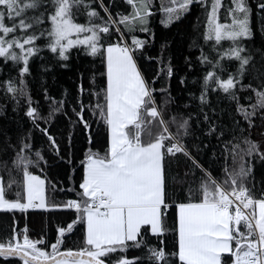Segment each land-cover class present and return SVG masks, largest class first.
<instances>
[{
    "label": "snow or ice",
    "instance_id": "obj_1",
    "mask_svg": "<svg viewBox=\"0 0 264 264\" xmlns=\"http://www.w3.org/2000/svg\"><path fill=\"white\" fill-rule=\"evenodd\" d=\"M111 2L109 0V4ZM124 3L131 12L118 11L113 15L104 0H0V58L12 61L18 68V83L12 78L4 81L3 86L17 106L18 97L25 98V116L32 125L26 135L20 137L19 150L12 160L17 172H22L23 195L17 192L16 199H8L5 189L0 187V209L25 211L46 207L45 182L29 170L30 166L47 163L41 149L33 151L32 131L37 129L46 136L59 155L55 138L49 128L42 125L51 124L59 113L68 114L64 111L65 102L49 96L47 90L45 100L50 103L47 114H42L38 102L33 106L26 91L25 76L29 74L30 58L43 48L67 60L70 49L84 45L88 55L102 57L106 86L92 92L97 103H89L87 107L78 96V109L72 107L76 119L69 117V120L88 130L87 111L94 117L98 115L108 131L104 153L89 148L81 161L83 174L79 188L82 192L77 193L80 198L52 205L74 209L75 219L67 227L57 228L54 242H46L43 236L30 238L26 227L20 231L13 229L7 240H0V258H18L22 264H141L144 259L149 264H264V191L257 197L246 186L251 167L245 166L243 156L238 170L230 171L225 166L222 180L204 167L184 140L191 134L193 113L164 118L162 106L158 107L155 98L158 90L142 75L136 59L146 41L135 33L149 32L153 0H124ZM170 3L171 6L164 8L165 18L161 21L165 26L188 12L193 4L205 9L207 22L203 39L206 43L212 42L211 52L216 55L212 57L201 50L197 59L210 67L203 74L199 97L193 93L189 96L199 100L195 115L203 114V120L208 123L206 134L217 135L219 139L225 132L224 126H220L218 132L217 124L209 123L210 117L204 112L209 92L217 90L228 100L235 101V112L251 128L258 110H264V82L256 87L243 83L252 59L244 54L242 44L253 35L247 0H229L226 7L222 0H170ZM258 7L264 10V3ZM222 8L223 22L220 19ZM81 14L86 16L84 23L77 20ZM261 31H264V23ZM222 41L229 42V46L218 47ZM225 60L237 62L233 71L223 63ZM159 62L162 67L154 79L161 74L171 78L172 66L164 64L163 60ZM180 83H185L184 77L180 78ZM238 89L251 90L255 102L241 104ZM83 91L81 87V94ZM159 91L164 94L162 105H167L172 100L168 89ZM260 119L264 123V111H260ZM170 125L176 130L172 131ZM237 129L244 131L238 120L234 121L233 132ZM244 143L246 155L256 154L264 159V151L257 142L245 138ZM193 147L199 151L198 145ZM177 154L185 158L189 167L185 176L191 173L193 180L189 182L187 195L174 199L166 191L164 166L166 158H177ZM196 170L200 173L198 179ZM169 209L175 212L171 229L167 220ZM77 224L83 226L84 246L61 251L65 234L71 233ZM169 231L174 240L172 251L166 250L164 242ZM151 237H155L157 243L153 244ZM49 246L51 250L46 251ZM141 248L144 249L141 256L129 258L126 255L129 249Z\"/></svg>",
    "mask_w": 264,
    "mask_h": 264
},
{
    "label": "trees",
    "instance_id": "obj_2",
    "mask_svg": "<svg viewBox=\"0 0 264 264\" xmlns=\"http://www.w3.org/2000/svg\"><path fill=\"white\" fill-rule=\"evenodd\" d=\"M250 8V26L253 35L250 39H245L242 44L245 47L246 55L252 57L249 71L243 83H251L253 87L264 82V31H261V24L264 23V10L258 5L264 0H247ZM109 5L113 15L116 12H131V8L126 6L124 0H104ZM171 6L170 0H153L152 15L149 19V32L137 31L138 38L146 41L143 49L137 53V65L142 75L148 80L150 86L158 91L155 94L158 107L162 106L165 119L172 115H188L193 113L190 121V135L185 137V143L189 146L192 153L204 165L205 168L217 179L224 177V168L231 171L238 170L241 164V156L245 166L251 167L246 186L249 187L257 197L264 191V159H260L256 154L248 156L245 154L247 145L244 139L248 138L260 145L264 151V123L260 119V111L254 118L255 123L251 128L243 122L238 113L235 112L236 103L225 97V94L217 90L209 92L208 104L204 106V112L208 114L211 122L217 124V131L220 126H224L225 132L219 139L217 135H207L208 123L203 120V114L195 115L198 112L199 100L193 99L189 93L196 97L200 94V85L203 74L210 67L202 65L197 57L201 50L214 57L216 54L211 52V43L205 42L203 32L206 25L205 9L199 4L190 6V10L184 13L179 19L173 20L165 26L161 23L165 18L164 8ZM166 5V7H165ZM210 7V2H209ZM32 13L29 12V15ZM103 15V12H101ZM78 22H86V16L81 14L77 17ZM130 41V38H129ZM115 42V41H113ZM42 43V41H41ZM229 42L222 41V48H227ZM160 60L164 64H170L173 69L171 78L161 74L157 76L162 67ZM229 71H233L237 62L234 60L223 61ZM191 64V68H189ZM106 68L102 57L98 54L91 56L87 54L85 46H74L68 51V59L61 60L57 54L51 53L47 48L30 58L29 74L25 76L26 91L33 100V106L37 102L42 114H47L50 101L45 100V90L49 96L56 100L65 102L64 111L67 116L59 113L53 122L47 126L50 134L55 138L59 149V155L50 146L46 136L39 130L32 131L33 151L41 149L47 163L41 162L39 166H30V171L34 175L40 176L44 180L45 208L19 210H0V240H7L13 233V229L20 231L27 228V234L32 239H40L43 236L46 242H54L59 226L67 227V224L75 219L74 209L63 207H52V205H62L69 199H79L77 193L82 192L79 183L82 179L83 169L81 161L84 159L85 152L91 148L92 151L104 153L108 143L107 126L99 116H92L85 112V117L89 121L90 128L84 130L82 125L72 124L69 120H75L72 107H77L76 99L79 96L85 106L89 103H97L96 97L92 92H99L106 86ZM185 78V83H180V78ZM15 78L18 83V68L12 61L5 62L0 58V179L2 187L5 189L6 198L16 199V193H22V172L12 165L15 152L19 150L20 137L26 135L28 129L32 127L30 121L25 116L26 103L24 97H18L19 105L12 99L10 93L5 92L3 82ZM81 87L84 89L81 94ZM167 88L172 100L167 105H162L164 94L159 90ZM241 104L255 102V95L251 90H237ZM245 97L251 99L246 100ZM103 101V96H100ZM187 105V107H186ZM241 121L243 132L238 129L233 132L234 121ZM199 121V123H197ZM171 130L175 131L174 125H170ZM155 133L156 128H152ZM142 135H144L142 133ZM145 138H147L145 136ZM230 141V143H226ZM194 145L199 146L197 151ZM235 147V161L233 160V146ZM225 147L228 151L225 152ZM35 159V157H33ZM166 191L169 197L183 198L187 195L190 181L193 180L189 172L188 164L184 157L177 154V158H166L165 161ZM200 173L196 170V179ZM14 180L15 183L10 181ZM195 187V185H192ZM168 227L171 229L175 220L174 209H169L167 213ZM153 244L157 243L155 237L150 238ZM168 251L174 250L173 234L167 232L164 237ZM40 246V245H38ZM83 226L77 224L71 233H66L61 251L66 249L77 250L83 247ZM50 251V246L45 249ZM144 249H129L126 255L141 256ZM228 254H225L227 256ZM0 264H22L18 258H0ZM141 264H149L144 259Z\"/></svg>",
    "mask_w": 264,
    "mask_h": 264
},
{
    "label": "rangeland",
    "instance_id": "obj_3",
    "mask_svg": "<svg viewBox=\"0 0 264 264\" xmlns=\"http://www.w3.org/2000/svg\"><path fill=\"white\" fill-rule=\"evenodd\" d=\"M164 1H166V0H163V3H164ZM222 3L226 7L228 5V3H229V0H222ZM169 6H170V4L167 5V7H169ZM165 7H166V5H165ZM220 19H221V22L224 21V9L223 8L221 9V12H220ZM73 38H75V37H73ZM129 43H130V41H129ZM78 46H84V45H78ZM1 186H2V184H1Z\"/></svg>",
    "mask_w": 264,
    "mask_h": 264
},
{
    "label": "crops",
    "instance_id": "obj_4",
    "mask_svg": "<svg viewBox=\"0 0 264 264\" xmlns=\"http://www.w3.org/2000/svg\"><path fill=\"white\" fill-rule=\"evenodd\" d=\"M0 187H2V186H1V179H0ZM0 210H6V209H0Z\"/></svg>",
    "mask_w": 264,
    "mask_h": 264
},
{
    "label": "built area",
    "instance_id": "obj_5",
    "mask_svg": "<svg viewBox=\"0 0 264 264\" xmlns=\"http://www.w3.org/2000/svg\"><path fill=\"white\" fill-rule=\"evenodd\" d=\"M26 211V210H25Z\"/></svg>",
    "mask_w": 264,
    "mask_h": 264
}]
</instances>
